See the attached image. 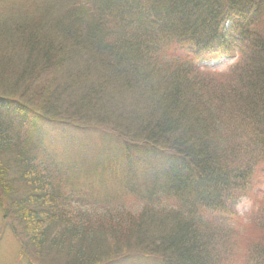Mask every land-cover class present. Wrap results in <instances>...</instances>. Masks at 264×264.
Wrapping results in <instances>:
<instances>
[{
	"label": "trees",
	"instance_id": "trees-1",
	"mask_svg": "<svg viewBox=\"0 0 264 264\" xmlns=\"http://www.w3.org/2000/svg\"><path fill=\"white\" fill-rule=\"evenodd\" d=\"M225 23L242 25L239 60L223 74L197 68L226 42ZM194 81L217 87L218 118ZM67 122L80 129L53 127ZM61 148L78 151L69 169L113 171L121 202L76 204L56 183ZM132 149L146 159L142 174ZM164 153L163 167L149 164ZM262 156L264 0H0V217L25 241L16 264H108L124 253L223 264L215 243L240 231L231 192ZM254 220L245 235L264 233ZM242 246L264 264V235Z\"/></svg>",
	"mask_w": 264,
	"mask_h": 264
},
{
	"label": "rangeland",
	"instance_id": "rangeland-1",
	"mask_svg": "<svg viewBox=\"0 0 264 264\" xmlns=\"http://www.w3.org/2000/svg\"><path fill=\"white\" fill-rule=\"evenodd\" d=\"M21 3H23V0H21ZM241 26L242 25L238 24L230 26L229 23H225L222 34L227 37L226 42L224 44L220 43L211 46L205 56L206 59H202L201 63L197 64V68L202 67L206 70L218 74L228 73L235 66V64L240 58V45L242 44V47L244 46V44L240 42L237 38L240 33ZM177 54L181 55L180 53ZM194 84H196L195 90L198 91L197 97L200 98V106L205 107L206 110H210L211 115L215 118H218L220 115H222V106L219 104V100L217 99L216 95V92H218L217 87L210 83L201 84L195 81ZM204 92L206 95L204 94ZM80 125L81 124L76 123L75 126L73 122H67L66 125H53V127L56 131L61 132L63 129L70 131L78 130V128L80 129ZM84 134L86 135V133ZM86 136L88 137L87 141L90 142L93 136ZM224 137L226 138V135ZM119 142L125 147H132L134 149H137L138 147L136 144L128 142L125 139H121V141L119 140ZM228 143L226 141L224 143L223 148H226ZM234 143V141L231 142L227 164H234V168H236L238 165L239 150L237 152L236 146H233ZM77 152L78 151L76 150L72 152L68 148L60 149V159L57 158V166L60 165V176L56 181L57 185H62V189L66 188L70 193H76L79 202L82 203V205L80 206L86 208L88 211L91 210V206L99 204H101L102 206H108L110 204H119L123 199L122 192L120 191L121 184L118 182L113 171H109L108 173L98 171L96 165H94L92 168L85 167L81 169H69L67 167V162L75 165L78 160L76 157ZM221 152L223 151L219 150V153ZM95 155L96 154H93L94 158ZM83 156L84 155H82V157ZM135 156L140 155L138 152H135V150L132 149V151L129 152V160L130 162H134L135 164L137 163L135 168L137 172H140L142 174L143 164L145 163L146 159H137ZM167 157V153H164L162 155L150 157L148 162L149 164L155 163L158 165L159 168H161L164 166ZM260 178L262 179V183L264 185V156H262L259 162L255 166H253L247 184L241 186L240 189L235 187L236 189H233L231 192L237 198L235 212L237 213L236 219L238 220V228L240 229V231L236 230L234 238H230L229 240L224 241L223 243H215V249L218 250V256L221 257L223 264H251V262L246 261L248 251L245 252L242 244L246 245L249 239L257 238L261 234L264 235L263 231L259 232L258 230L254 231L251 237L245 235L248 232L252 221H256L254 219L264 220V193H262L264 192V190H262V192L253 191V188L255 187L257 181ZM234 186H236V184H234ZM243 188L247 189L245 194ZM141 206L142 205H138L135 209H130L128 211L136 213V211H140L143 208ZM162 206L163 205L155 204L154 210L157 208V210L159 211ZM119 210L124 209L120 208ZM153 214L157 215L156 212H153ZM48 215L51 214L48 213ZM0 225V227H2L3 225V234L0 237V264H16V260L18 259V256L16 259L18 248L20 249V245L24 244L25 241L19 238V232H17L19 231V229L17 228V226L15 228V231H12V226L10 224V226L4 224L1 220V217ZM56 231L57 230H54L53 233L55 234ZM38 243L46 250V252L50 251L51 248L48 249V246L45 245V241L41 240L38 241ZM122 255L123 256L121 257H115L114 261H111L110 263L162 264L159 256H150L144 254L147 257L140 256L139 258L143 259L138 261V258H129L126 253ZM21 264H23V262Z\"/></svg>",
	"mask_w": 264,
	"mask_h": 264
}]
</instances>
